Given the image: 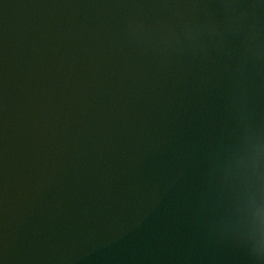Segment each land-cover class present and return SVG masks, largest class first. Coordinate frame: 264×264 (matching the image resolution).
<instances>
[{
  "label": "water",
  "instance_id": "water-1",
  "mask_svg": "<svg viewBox=\"0 0 264 264\" xmlns=\"http://www.w3.org/2000/svg\"><path fill=\"white\" fill-rule=\"evenodd\" d=\"M0 264H264V0H0Z\"/></svg>",
  "mask_w": 264,
  "mask_h": 264
}]
</instances>
